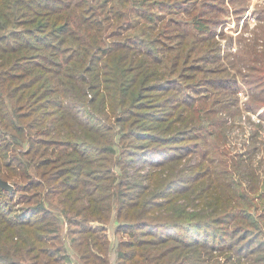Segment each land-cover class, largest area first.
<instances>
[{
  "label": "trees",
  "instance_id": "1",
  "mask_svg": "<svg viewBox=\"0 0 264 264\" xmlns=\"http://www.w3.org/2000/svg\"><path fill=\"white\" fill-rule=\"evenodd\" d=\"M206 7L0 0V264H264V39Z\"/></svg>",
  "mask_w": 264,
  "mask_h": 264
},
{
  "label": "rangeland",
  "instance_id": "2",
  "mask_svg": "<svg viewBox=\"0 0 264 264\" xmlns=\"http://www.w3.org/2000/svg\"><path fill=\"white\" fill-rule=\"evenodd\" d=\"M206 1L211 5L210 8L206 7V11L211 14L215 12V9H219L221 14L217 15V40L219 41L222 48V55L227 53H235L240 49L238 40L241 39L242 42L249 43L258 34L264 39V0H199V3ZM207 14V15H208ZM205 17H210V15ZM173 17V16H171ZM179 18L178 16H174ZM215 26L214 24H210ZM229 40H232L230 43ZM263 41H260L262 43ZM248 87L242 86L240 92V99L244 103L247 101L248 96L246 94ZM244 109V107L242 106ZM245 110V109H244ZM262 113V111H260ZM245 117L242 118V127L232 130L231 132V143L229 147L235 151L241 152L240 149L243 147L247 138L253 133V124L249 121V117L253 123H258L256 117L251 114L244 112ZM238 126V125H237ZM263 162L264 165V152H260L256 156V166L264 169V166H260ZM22 206L18 205L17 209ZM116 224L111 223L108 226V236L112 242L113 251H115L116 246V234H115ZM68 249L71 250V245L67 242ZM71 253L73 251L71 250ZM112 261H115V252L111 256Z\"/></svg>",
  "mask_w": 264,
  "mask_h": 264
},
{
  "label": "water",
  "instance_id": "3",
  "mask_svg": "<svg viewBox=\"0 0 264 264\" xmlns=\"http://www.w3.org/2000/svg\"><path fill=\"white\" fill-rule=\"evenodd\" d=\"M0 186L6 191H12L14 189L12 184H10L8 181H5L1 178H0Z\"/></svg>",
  "mask_w": 264,
  "mask_h": 264
}]
</instances>
